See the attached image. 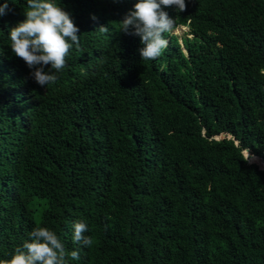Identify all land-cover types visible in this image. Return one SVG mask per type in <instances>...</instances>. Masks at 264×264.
<instances>
[{"label": "trees", "instance_id": "trees-1", "mask_svg": "<svg viewBox=\"0 0 264 264\" xmlns=\"http://www.w3.org/2000/svg\"><path fill=\"white\" fill-rule=\"evenodd\" d=\"M54 2L79 46L46 86L10 47L27 0L0 17V259L41 226L67 264H264V0L164 8L192 36L155 60L121 31L138 0Z\"/></svg>", "mask_w": 264, "mask_h": 264}, {"label": "clouds", "instance_id": "clouds-1", "mask_svg": "<svg viewBox=\"0 0 264 264\" xmlns=\"http://www.w3.org/2000/svg\"><path fill=\"white\" fill-rule=\"evenodd\" d=\"M172 6L180 12L187 8L185 0H138L120 21L122 32L140 37L144 45L139 49L143 60H155L161 56L169 43L165 33H173L180 27L189 28L190 33L188 22L175 28V20L164 11V8ZM7 10L5 0L0 5V17L6 15ZM24 11L26 19L10 29V47L32 69L30 75L37 84L46 86L55 83V73L66 66L69 50L73 44L79 46L80 30L71 15L54 0H27ZM92 19L96 18L93 16ZM99 29L108 30L105 26ZM183 36L181 39L178 36L180 41ZM47 65L51 66L49 72L45 71ZM73 229L74 242L88 247L92 245V238L84 235L88 231L85 222H74ZM10 255V259H0V264H67L68 254L54 231L37 226L29 233V239L24 241L22 247L15 248ZM70 257L79 260V252L72 251Z\"/></svg>", "mask_w": 264, "mask_h": 264}, {"label": "rangeland", "instance_id": "rangeland-1", "mask_svg": "<svg viewBox=\"0 0 264 264\" xmlns=\"http://www.w3.org/2000/svg\"><path fill=\"white\" fill-rule=\"evenodd\" d=\"M173 33L177 34L180 37V39H181V36H183L185 34H188L189 36H191V34L189 33V28H187V27L177 28V29L173 30ZM249 160H250V162H253V161H251V159H249ZM262 167L264 168V166H262Z\"/></svg>", "mask_w": 264, "mask_h": 264}, {"label": "water", "instance_id": "water-1", "mask_svg": "<svg viewBox=\"0 0 264 264\" xmlns=\"http://www.w3.org/2000/svg\"><path fill=\"white\" fill-rule=\"evenodd\" d=\"M260 165V164H259ZM260 168L264 169L263 167L260 166Z\"/></svg>", "mask_w": 264, "mask_h": 264}]
</instances>
